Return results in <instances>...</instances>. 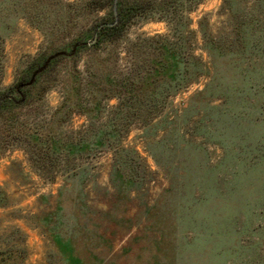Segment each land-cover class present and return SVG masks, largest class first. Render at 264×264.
Returning a JSON list of instances; mask_svg holds the SVG:
<instances>
[{
    "label": "rangeland",
    "instance_id": "obj_1",
    "mask_svg": "<svg viewBox=\"0 0 264 264\" xmlns=\"http://www.w3.org/2000/svg\"><path fill=\"white\" fill-rule=\"evenodd\" d=\"M83 2L0 0V94L18 97L15 85L33 58L61 56L28 102L0 112V188L6 195L0 198V250H14L23 259L18 264H63L50 239L57 234L72 240L86 264H264V28H256L245 58L217 60L213 87L221 98L189 99L208 81L202 78L172 99L154 135L130 125L120 142L137 153L115 177L113 153L101 149L71 158L70 172L59 165L51 182L41 176L47 169L35 167L38 152L13 121L35 130L55 112L72 74L64 49L103 14L84 9ZM254 3L241 5L250 12ZM221 4L199 3L188 13L190 28L205 17L213 34L228 33ZM166 30L162 21H147L129 27L128 35ZM79 55L82 71L83 61L101 53ZM125 61L121 52L118 65ZM115 103L106 102L104 115ZM58 114L67 135L90 133L106 118ZM131 169L136 173L128 182Z\"/></svg>",
    "mask_w": 264,
    "mask_h": 264
},
{
    "label": "trees",
    "instance_id": "obj_2",
    "mask_svg": "<svg viewBox=\"0 0 264 264\" xmlns=\"http://www.w3.org/2000/svg\"><path fill=\"white\" fill-rule=\"evenodd\" d=\"M202 1L84 0V9L90 12L103 11V14L92 20L89 29L71 39L68 48L64 49L72 58V74L55 112L47 124L35 130L27 127L25 121H13L17 123L16 127L21 126L20 132L38 152L33 153V163L37 164L35 167L49 171L46 176L41 174L44 179L55 181L59 165L70 172L71 158L101 149H109L113 153L115 177L121 168L129 166L131 158H135L137 153L134 148L122 147L120 142L130 125L137 123L145 135H154L157 126L168 118L167 113L163 114L162 111L172 107V99L191 85L199 83L202 78H208V81L189 99L195 94H208L210 100L221 98L220 89L213 87L217 60L227 59L228 55L245 58L250 45L256 41V28H264V0H255L250 12L242 7V0H222L221 7L227 16L229 28L226 34H213L205 17L197 20L196 29L190 28L188 13ZM147 21H162L167 30L143 32L129 37V27ZM88 50L101 55L94 61H83L84 68L79 71V52ZM196 50L200 52L195 53ZM121 52L126 55V61L118 65ZM202 53H205V59ZM48 56L42 60L33 58L24 66L21 79L15 85L18 97L0 94V112L9 111L13 104L28 102L32 90L50 80L48 74L61 56H53L43 66ZM84 83L87 88L83 95L81 89ZM52 86L45 85L44 89ZM112 98L116 99V103L108 115H104L106 102ZM58 112L69 117L80 115L89 121L99 120L103 116L106 118L103 127L90 133L67 135L61 131L64 120ZM151 126L154 128L149 132ZM149 152L155 162L161 165L152 149L149 148ZM129 172L131 174L127 181L131 182L130 177L136 171L131 169ZM110 181L116 184L115 179L111 178ZM2 197L6 198V195L0 188ZM42 223L48 224L47 219L44 218ZM50 239L63 264H86L70 238L63 239L51 234ZM22 260L12 249L0 250V264H18ZM98 264L109 263L101 260Z\"/></svg>",
    "mask_w": 264,
    "mask_h": 264
},
{
    "label": "water",
    "instance_id": "obj_3",
    "mask_svg": "<svg viewBox=\"0 0 264 264\" xmlns=\"http://www.w3.org/2000/svg\"><path fill=\"white\" fill-rule=\"evenodd\" d=\"M57 54H59V53H53V54L49 55V56L45 59V61H44V63H43V66H45V65L47 64V62H48L53 56H56ZM35 73H36V71H35Z\"/></svg>",
    "mask_w": 264,
    "mask_h": 264
}]
</instances>
